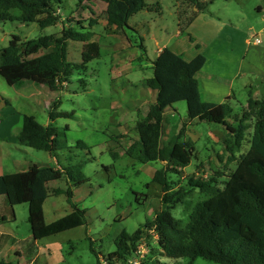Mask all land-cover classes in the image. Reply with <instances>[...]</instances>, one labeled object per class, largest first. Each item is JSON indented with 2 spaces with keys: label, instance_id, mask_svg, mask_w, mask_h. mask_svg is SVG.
<instances>
[{
  "label": "rangeland",
  "instance_id": "1",
  "mask_svg": "<svg viewBox=\"0 0 264 264\" xmlns=\"http://www.w3.org/2000/svg\"><path fill=\"white\" fill-rule=\"evenodd\" d=\"M198 1L203 4L200 6L205 14L210 13L227 22V32L206 42L194 38L191 41L185 34L174 44V52L185 58L203 54L208 60L207 69L217 71L221 68V59H217L214 53L224 46L223 36L227 33L236 35L237 51L241 50V53L244 52V40L249 36L255 38L258 35L260 45H264V0ZM146 3H159L164 7V12L160 15L154 10L142 11L129 19L130 28L107 25L105 5L90 4L84 10L76 7V0H63L58 10L59 21L47 28L20 20L0 23V49L7 47L14 36L20 39V43L40 36H58L64 23L66 28L71 27L84 39V42H68L67 50L72 63L80 61L84 43H97L100 53L99 59L86 65V71L74 72L65 88L56 93L49 94L46 87L30 81L20 82L16 90H10L0 77V94L6 98L8 105L20 115H33L40 124L49 120L45 107L48 109L52 102L58 101V108L54 112L63 116L56 118L55 126L64 134L67 145L65 149L49 154L10 143V139L8 143L2 142L1 138L9 134L4 127L5 122H9L5 115L9 107L2 101L0 119L7 118L0 122V167L4 172H25L33 164L51 168L58 165L75 176L74 167L81 164V172L87 179L81 186L72 187L74 195L71 204L66 196L69 188L66 178L47 184L48 198L43 204L44 222L51 223L70 213L72 206H78L84 210V225L39 240L35 245L28 222V205L13 206L12 214L4 197L0 196V235L12 237L0 248V260L12 264H96L100 260L106 264L103 258L115 250L118 235L122 231L133 233L161 209L162 192L152 178L156 170L163 168V163L141 164L127 157L124 150L136 138L135 124L144 118L153 100L151 94L144 90L145 79L152 76L146 53L153 59L157 49L155 42L164 44L168 37L173 36L178 20L180 30H185L188 22L186 14L192 17L195 7L186 6L183 0H146ZM205 17L208 19V16ZM89 19L97 22L90 26ZM78 21L83 23L78 24ZM229 22L235 26L231 27ZM141 45L145 46L144 49L140 48ZM247 81L243 79L241 83L238 80L234 84L236 94L231 101L233 117L239 116L241 105L247 100V89H241ZM250 84L258 89L255 98H264L261 79H251ZM43 88L46 89L44 94ZM35 94L41 95L40 99L36 97V102H42L36 106L30 104L31 108L22 99L15 100L16 96L27 98ZM165 117L163 141L176 134L187 120L185 102L174 104L166 111ZM11 119L14 121V118ZM65 127L68 129L65 130ZM230 136L222 125L199 120L191 122L184 129L183 139L194 143L195 154L188 166L167 174L168 180L174 182V188L187 186L191 175L198 179H209L222 173L220 179L226 181L236 168V163H229L228 154L225 153ZM78 142L85 147L77 146ZM247 150L248 144H243L238 154ZM192 196L195 201L197 196ZM193 199L186 198L170 210L172 217L182 225L186 223ZM1 214L5 215V221H2ZM155 244V239H150V244L144 245L145 261L147 257L149 262L154 259L150 246L155 247ZM158 258L155 257L154 261ZM159 259L166 264H189L186 259ZM192 264L214 263L197 259Z\"/></svg>",
  "mask_w": 264,
  "mask_h": 264
},
{
  "label": "trees",
  "instance_id": "2",
  "mask_svg": "<svg viewBox=\"0 0 264 264\" xmlns=\"http://www.w3.org/2000/svg\"><path fill=\"white\" fill-rule=\"evenodd\" d=\"M62 1L0 0V23L20 20L35 22L41 28L53 26L59 21L58 10ZM183 1L195 7L197 13L204 10L198 0ZM90 4L105 5L104 15L109 26L128 27L129 19L142 11L154 10L161 15L160 5H148L146 0H76V7L82 9ZM89 21L90 26L97 22L94 19ZM82 23L78 21V24ZM70 41L84 42V39L71 27L66 28L64 23L58 36H40L22 43L14 36L7 47L0 49V77L9 87L30 81L53 92L61 91L74 72L86 71L88 63L100 58L98 44L90 42L84 43L80 61L76 64L70 62L67 50ZM205 62L202 55L186 61L181 55L164 48L151 63L152 76L145 79L144 85L155 93V100L144 118L136 122L134 131L137 137L124 154L141 164L163 163V168L156 170L152 178L162 192L161 209L133 233L122 231L115 241V250L103 258L106 264L127 263L142 240L148 246L154 236L155 247L150 246L154 259H186L189 264L197 259L214 264H264V98L254 99L249 91L246 107L234 117L229 100L221 104L202 102L196 76ZM0 99L7 103L1 95ZM178 102H185L187 120L176 134L163 141L165 113ZM58 104L54 101L48 107V118L52 122L48 125L40 124L33 115L23 114L16 144L49 154L65 149L64 134L53 124L58 116H63L54 112ZM196 120L222 125L230 132L231 139L225 153L229 163H236V168L223 182L220 179L222 173L209 179L191 175L186 183L188 188H174V182L168 180L167 174L185 168L194 156V143L183 138L184 129ZM243 144H248V150L238 154ZM77 146L85 147L81 142ZM74 168L75 176L58 165L51 168L35 164L25 172L0 175V196L4 197L11 213L14 214L15 205H28L34 245L39 240L84 225V210L78 206H72L70 213L51 223H45L43 218L48 183L66 178L69 187L66 196L71 204L72 187L87 181L81 172V164ZM192 195L197 196L195 201ZM186 198L193 199V206L182 225L172 217L170 210ZM1 219L5 221L6 217L1 216ZM10 238L0 235V248ZM159 258L149 262L147 257L143 264H166ZM0 264L12 263L0 260ZM96 264L102 262L98 260Z\"/></svg>",
  "mask_w": 264,
  "mask_h": 264
},
{
  "label": "crops",
  "instance_id": "3",
  "mask_svg": "<svg viewBox=\"0 0 264 264\" xmlns=\"http://www.w3.org/2000/svg\"><path fill=\"white\" fill-rule=\"evenodd\" d=\"M160 7H161L160 13H163L164 7L161 5ZM175 8H176V4H175ZM193 11L194 13L195 12L197 13L195 8L193 9ZM259 11H260V8H259ZM186 16H187L186 19L188 20V22L186 24L185 30H182V31L180 30L181 26L178 20L177 28L175 29V34L173 36L168 37L164 44H161L159 41L155 42L157 49L155 51V55L153 59L149 58L146 53V58L150 65L164 48H169L171 51H173V48L175 46L174 44H176V42L180 39V37L185 34H187L189 38H191V41L194 38L197 41L206 42L213 38L215 39L217 36L221 35L224 32H227L225 31L226 27L228 26L227 22L225 20H221L220 18L216 16H213L210 13L207 15L205 14V12L202 11V12H198L196 15H193L192 17L188 14H186ZM205 16H208L207 17L208 19H205L206 18ZM133 17H135V15ZM229 24L231 27L235 26L231 22H229ZM127 28H130L129 22H128ZM235 28L233 29V31L236 30ZM144 31H146V29ZM235 37L236 35H233L231 33H227V35H224L223 36L224 46L215 50V53L213 52L217 59L219 58L221 59V60L219 59L221 61V68L219 70L215 71V70L207 69L208 60L205 58L206 62L202 70L196 76V79L198 81L199 94H200V98L202 102L221 104L229 100L230 105L232 106L231 101L235 99V94H236V91H234V84L238 80L241 83H243V79L248 80V81L246 82L245 85L241 86V89H244V90L247 89V92L250 91L252 93V96L254 99H258V98H255L256 97L255 92L258 89L257 87H255V85L250 84V82H251V79H256V80L261 79L262 86L264 84V45H260L261 43L255 44L254 38L253 37L251 38V36H249V38H245L244 40V45H245L244 52L241 53L240 52L241 50L239 52L237 51L238 50V47H237L238 40L235 39ZM141 47H143L142 49H144L145 46L141 45L140 48ZM178 55H181L182 58L186 61L192 60L197 55H202L205 57V55L200 54V53H197V55L192 58H185L182 54H178ZM68 58H69V53H68ZM69 61H70V58H69ZM34 85H37V84H34ZM39 86H42V85H39ZM9 88L10 90H16L17 84ZM43 90H44L43 91V94H44L46 89L43 88ZM47 90L49 91V94L50 92L56 93V92L50 91L48 88ZM144 90L151 94V98L153 99L152 103H153L155 100V96H156L155 93L147 88ZM26 97L27 98L23 96H16L15 100L22 99L25 102V104H27L28 107L30 108H31L30 104H34L36 106V104H40L42 102V100H39L38 103L36 102V97H38L37 99H40L41 97V95H38V94H35V96H26ZM48 99H52V97H48ZM2 101L3 100L0 99V102ZM3 103L5 105H8V101L7 103L3 101ZM8 107L9 109L7 110L5 115L8 118L9 122L8 123L5 122L4 127H5V131L9 134H6L3 138H1V140L2 142L8 143V139H10L11 141L10 143L16 144V136L19 131L20 119L23 114L20 115V113L16 111V109L12 107L11 105H8ZM244 107H246V102L244 103V105H241V108H244ZM45 110L47 111L48 109H46L45 107ZM7 118L0 119V122L3 123ZM11 118H14V121H12ZM50 123L52 122L48 120V123H45L43 125H48ZM53 124L55 125V122H53ZM14 127H17L18 130L17 128H15L16 130H14ZM3 155L4 154H1V156ZM3 174H6V172H4V170L0 167V175H3ZM1 216L5 217V215L3 214H1Z\"/></svg>",
  "mask_w": 264,
  "mask_h": 264
},
{
  "label": "built area",
  "instance_id": "4",
  "mask_svg": "<svg viewBox=\"0 0 264 264\" xmlns=\"http://www.w3.org/2000/svg\"><path fill=\"white\" fill-rule=\"evenodd\" d=\"M254 43L255 44H259L260 43V40L257 38V36L254 38ZM154 239L156 240L155 236H154ZM144 245H145V241L142 240V242L137 246L136 251L127 260L126 264H143V262H144V257H143Z\"/></svg>",
  "mask_w": 264,
  "mask_h": 264
}]
</instances>
